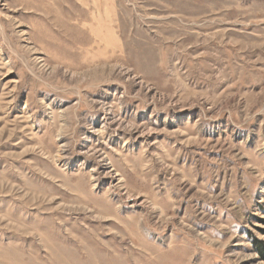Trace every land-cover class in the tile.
Returning <instances> with one entry per match:
<instances>
[{
  "label": "rangeland",
  "instance_id": "obj_1",
  "mask_svg": "<svg viewBox=\"0 0 264 264\" xmlns=\"http://www.w3.org/2000/svg\"><path fill=\"white\" fill-rule=\"evenodd\" d=\"M253 240L264 0H0V264H264Z\"/></svg>",
  "mask_w": 264,
  "mask_h": 264
},
{
  "label": "trees",
  "instance_id": "obj_2",
  "mask_svg": "<svg viewBox=\"0 0 264 264\" xmlns=\"http://www.w3.org/2000/svg\"><path fill=\"white\" fill-rule=\"evenodd\" d=\"M253 242H254V246H256L258 253L263 256L264 255V244L257 240H253Z\"/></svg>",
  "mask_w": 264,
  "mask_h": 264
}]
</instances>
